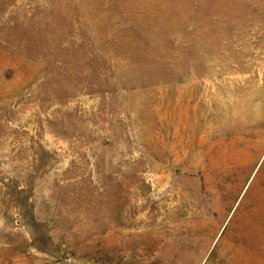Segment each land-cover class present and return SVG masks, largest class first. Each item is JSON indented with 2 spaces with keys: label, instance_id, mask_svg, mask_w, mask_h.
<instances>
[{
  "label": "rangeland",
  "instance_id": "1",
  "mask_svg": "<svg viewBox=\"0 0 264 264\" xmlns=\"http://www.w3.org/2000/svg\"><path fill=\"white\" fill-rule=\"evenodd\" d=\"M263 189L264 0H0V264H264Z\"/></svg>",
  "mask_w": 264,
  "mask_h": 264
},
{
  "label": "crops",
  "instance_id": "2",
  "mask_svg": "<svg viewBox=\"0 0 264 264\" xmlns=\"http://www.w3.org/2000/svg\"><path fill=\"white\" fill-rule=\"evenodd\" d=\"M247 189H249V186L247 187ZM261 198L262 199H260V197L257 196V204H256L257 210H256V213L253 214V216H251V218L255 219V225L250 226L249 223L247 225L248 230H249V227H253L255 228V231L257 233L264 232V197H261ZM245 202H247V206H248V198L246 200L245 196H243L242 203L245 205ZM248 220H249V216H248Z\"/></svg>",
  "mask_w": 264,
  "mask_h": 264
}]
</instances>
